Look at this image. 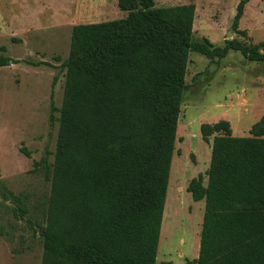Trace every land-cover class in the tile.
<instances>
[{"label":"trees","instance_id":"trees-1","mask_svg":"<svg viewBox=\"0 0 264 264\" xmlns=\"http://www.w3.org/2000/svg\"><path fill=\"white\" fill-rule=\"evenodd\" d=\"M248 2H238L233 31ZM117 5L126 17L71 31L49 196L41 222L27 219L41 264H156L189 53L214 61L234 51L264 64V41H194L193 2ZM5 52L0 67L20 62ZM200 134L213 139L206 186L201 175L187 186L205 205L198 257L185 264H264V115L248 137L233 136L225 120ZM0 198L15 219L28 213L27 195L0 183ZM0 236L13 241L3 225Z\"/></svg>","mask_w":264,"mask_h":264},{"label":"rangeland","instance_id":"rangeland-1","mask_svg":"<svg viewBox=\"0 0 264 264\" xmlns=\"http://www.w3.org/2000/svg\"><path fill=\"white\" fill-rule=\"evenodd\" d=\"M153 1L155 7L193 2L194 41L207 39L215 46L232 39L252 44L264 41V0H249L237 32L231 25L240 0ZM124 17L117 0H0V47H6L7 57L20 61L0 67V183L28 197V213L22 220L3 212L6 208L0 198V225L13 238L8 242L0 236V264H41L39 232L27 219L41 222L49 196L47 173L53 163L63 99L62 63L69 54L73 26ZM39 62L44 64L33 65ZM185 84L165 201L170 208L164 206L167 222L182 228L173 230L169 244L161 239L162 218L156 264H185L198 257L199 248L189 252L186 245L195 225L200 239L205 203L194 202L187 186L199 175L206 184L213 139L204 142L200 126L225 120L233 136L248 137L264 115V64L249 62L239 52L230 51L214 61L190 52ZM35 162L40 166L34 168Z\"/></svg>","mask_w":264,"mask_h":264},{"label":"bare ground","instance_id":"bare-ground-1","mask_svg":"<svg viewBox=\"0 0 264 264\" xmlns=\"http://www.w3.org/2000/svg\"><path fill=\"white\" fill-rule=\"evenodd\" d=\"M168 208H170V207H169V203L167 202L166 205H165V209H168ZM175 218H178V217H176V216H173L172 217L173 220ZM175 220H178V219H175ZM179 222H180V220H179ZM179 222H177V223H179ZM172 223H174L172 220H170V222L169 221L167 222L166 212H164V216H163V227H162V234L163 235L161 236V239H163V240L166 239V241L169 244L171 243L172 238L175 236L173 230H175V229L177 230L178 228H182V224H180V225H178V224L174 225ZM190 233L189 234L191 235V237H190V239L188 241V244L186 245L187 246L186 249L189 252H193L194 250H198V248H199V238L197 237L198 236V230L196 228V225L194 227H192V230H191ZM182 251H184V249H182Z\"/></svg>","mask_w":264,"mask_h":264},{"label":"crops","instance_id":"crops-1","mask_svg":"<svg viewBox=\"0 0 264 264\" xmlns=\"http://www.w3.org/2000/svg\"><path fill=\"white\" fill-rule=\"evenodd\" d=\"M207 182V181H206ZM204 186H206V184L204 185ZM166 205V204H165Z\"/></svg>","mask_w":264,"mask_h":264},{"label":"water","instance_id":"water-1","mask_svg":"<svg viewBox=\"0 0 264 264\" xmlns=\"http://www.w3.org/2000/svg\"><path fill=\"white\" fill-rule=\"evenodd\" d=\"M228 37H230V34L228 35Z\"/></svg>","mask_w":264,"mask_h":264}]
</instances>
